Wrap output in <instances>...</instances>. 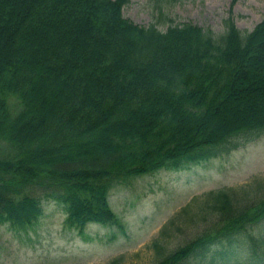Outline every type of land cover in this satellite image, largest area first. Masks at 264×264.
I'll return each instance as SVG.
<instances>
[{
  "label": "trees",
  "instance_id": "trees-1",
  "mask_svg": "<svg viewBox=\"0 0 264 264\" xmlns=\"http://www.w3.org/2000/svg\"><path fill=\"white\" fill-rule=\"evenodd\" d=\"M128 1L0 0V93L23 105L10 120L0 99V140L17 157L0 162V224L34 225L42 199L66 205L76 226L116 224L107 196L120 181L264 133V20L244 35L229 22L220 35L191 23L160 31L125 19ZM235 197L211 195L196 217L235 231L245 223ZM160 249L155 264L188 251L164 259Z\"/></svg>",
  "mask_w": 264,
  "mask_h": 264
},
{
  "label": "rangeland",
  "instance_id": "rangeland-1",
  "mask_svg": "<svg viewBox=\"0 0 264 264\" xmlns=\"http://www.w3.org/2000/svg\"><path fill=\"white\" fill-rule=\"evenodd\" d=\"M123 16L141 26L156 25L159 30L190 22L216 34L223 32L225 20L231 18L238 30L247 32L264 18V0H129ZM59 100L61 97L55 99ZM10 111L16 112L11 108ZM53 117L50 114L44 119ZM225 121L220 119L210 128ZM254 178H264V135L192 170L159 172L137 181L133 187L115 190L110 203L127 227V237L119 239L122 241H104L109 232L98 226L87 231L92 243L81 241L75 231L65 228L62 208L49 202L33 230L19 234L7 226L0 228V264H44L52 260L53 264H113L114 260H118L117 264H150L154 255L151 243L161 226L189 198L201 200L211 190L240 189ZM177 225L181 231L176 227L167 231L166 241L171 249L183 244L187 236V225ZM221 230L217 226L211 236H219ZM236 262L233 258L231 264Z\"/></svg>",
  "mask_w": 264,
  "mask_h": 264
}]
</instances>
